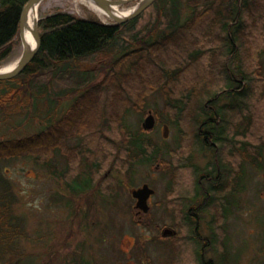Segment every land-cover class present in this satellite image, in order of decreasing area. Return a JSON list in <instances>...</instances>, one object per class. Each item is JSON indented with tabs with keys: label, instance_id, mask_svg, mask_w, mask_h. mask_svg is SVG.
<instances>
[{
	"label": "rangeland",
	"instance_id": "rangeland-1",
	"mask_svg": "<svg viewBox=\"0 0 264 264\" xmlns=\"http://www.w3.org/2000/svg\"><path fill=\"white\" fill-rule=\"evenodd\" d=\"M138 1L130 0L118 9L120 12L129 11ZM56 11L113 22L106 14L90 6L87 0H42L37 6V18ZM183 11L187 14L188 7ZM142 13L143 19L137 29L146 26V35L156 37L170 30L165 18L156 22L157 14L151 7ZM150 22L155 25L149 29ZM248 22L251 27V22ZM215 29L198 51L205 54L209 51L210 65H231L229 55L220 57L225 54L221 41L217 42L218 26ZM254 37L253 33L250 38H243V45L239 47L241 61L234 60L233 63L246 70L250 80L245 83L248 88L262 90L261 98L251 100L256 105V116L261 120L254 119L257 124L259 121L264 123V44ZM258 41L261 51L254 60ZM14 43L11 54L0 68L15 63L22 53L19 29ZM134 45L145 46L141 41ZM192 51L195 52V47L191 48ZM156 52L160 54L158 50ZM169 54L170 58L166 56ZM169 54L163 53L162 56L176 59L180 63L178 67L176 63L171 64L172 61L167 65L159 64L169 74L166 78L160 75L159 79L152 78L159 70L148 67L147 72L150 71L152 77L144 85L137 84V91L126 100L120 93L121 89L127 93L125 85L117 83L119 76H134L143 54L136 52L124 59L119 67L113 66L107 58L82 64L81 70L85 71L88 81L76 88L80 93L92 92L91 100L87 101L88 109L81 104L83 101L75 99V95L68 100L65 97L61 101L55 100L60 113L55 115L57 122L51 127L60 126L64 120H69V123L62 141H57V146H63L64 152L61 154L57 147L54 153L44 158L52 166L38 163L33 156L0 158L3 175L9 180L10 192L14 195L8 211H4L6 208L0 204V264H176V255H179L175 252L177 242L161 239L160 233L163 227L176 228L177 225L189 228L188 240L192 239V243L188 248L203 247L199 258L186 254V264H264V125H259L261 131L257 129L253 133L255 130L250 128L252 117L236 122L238 135H247V142L253 146L250 153L256 152L255 147L261 145V167L257 168L251 162V156H247L245 150L237 148V162L231 175L227 181L220 180L222 189L215 184L213 187L218 189L209 191L210 182L201 180V174L213 165L209 162L215 161V150L207 145L201 146L195 136L197 131L189 129L185 123L183 130L181 122L197 115L199 121L203 120L205 115L209 116L208 110L204 116L200 113L203 107L208 106L206 109H209L213 104L206 99L188 101L186 96L183 100L177 99L178 104L186 106L183 120L178 123L179 118L175 117L176 111L171 105L175 99L169 91L175 76L185 72L189 63L192 65L193 54L190 57L187 53L179 58L171 50ZM200 61L203 63L202 59ZM119 87L120 97L115 91ZM209 87L218 92L222 91L225 83L217 78L207 82L204 89ZM180 94L184 96V93ZM226 101L222 97L217 105ZM12 103L9 107L1 103L0 109L9 117L6 122L0 121V140L31 136L44 127L48 130L49 117L46 114L45 117L34 116L32 107L29 105L27 110L25 102ZM42 105L44 113H47L48 101ZM83 109L89 113L92 111V116L77 126L76 119L70 118L71 112ZM149 112L154 115L155 124L151 130H144L142 122ZM15 119L17 124H13ZM10 120L13 121L9 125ZM91 134L102 139L103 148L97 149L93 144L82 148V139L87 140ZM131 136L153 144L157 149L154 157L145 161L138 157L136 150L129 147ZM237 152H242V156ZM218 153L220 156L223 154L221 148ZM212 170L216 171L215 168ZM75 179L80 183L91 181L85 190L73 191L69 184ZM144 184L154 192L148 213L140 214L141 218H138L133 191ZM206 193L211 195L213 205H208L210 199L202 205L206 201L203 198ZM2 196L4 202L6 197L10 200L9 196ZM171 198L176 199L174 206L169 204ZM190 205L197 207L196 216L192 215L188 219L190 222L185 223L184 215ZM210 206H217L214 207L216 210Z\"/></svg>",
	"mask_w": 264,
	"mask_h": 264
},
{
	"label": "trees",
	"instance_id": "trees-1",
	"mask_svg": "<svg viewBox=\"0 0 264 264\" xmlns=\"http://www.w3.org/2000/svg\"><path fill=\"white\" fill-rule=\"evenodd\" d=\"M27 1L0 0V64L6 61L13 50L14 39L19 29V17ZM149 7L157 14L156 22L162 17L167 20V28L170 29L168 32H162L155 37L153 34L146 35V26L143 29H137L140 20L143 19V13L118 24L101 22L95 17H79L64 11H56L39 18L40 47L33 59L19 74L8 79H0V107H2L1 103L9 107L13 104L12 102L20 104L25 102L28 105L27 110L30 106L32 107L31 112L34 116L45 117L46 114L49 117L47 124L50 131L45 130L46 127H44L40 129V132L31 136L27 135L17 140H0L1 159L11 156H33L36 157L38 163L50 167L52 165L44 158L52 154L57 147L61 154L64 152L63 146L62 148L57 146V141H62L61 138H63V132L66 131L69 120L68 122L67 120L62 121L58 127L55 125L51 127L57 122L55 115L60 113L55 100L61 101L62 97L68 100L75 95V99L83 101L81 104L88 109L87 101L91 100L92 92L80 93L76 88L77 85L88 81L84 75L85 71L81 70L82 64L88 61L99 62L107 58L113 66L119 67L124 59L134 56L136 52L143 54L134 76H119L117 83L124 84L127 93L120 90V87L115 91L118 93L120 90L122 98L126 100L137 91V84L148 83L149 78L152 77L150 71L147 72L148 67H156L159 70L156 76L152 77L154 79L160 75L166 78L168 74V71L161 69L159 64L167 65V62L172 61L171 64L176 63L178 67L180 63L176 62V59H167L162 56L163 53L169 54L171 50L178 58L185 57L187 53L190 57L193 54L192 65L189 63L185 72L175 76V82L169 91L170 96L175 99L171 105L176 111L175 117L179 118L178 123L183 120L182 116L186 109L185 105L178 104L179 98L183 100L186 96L188 101L206 99L208 103L213 104V109L211 106L209 109H206L208 106L203 107L200 113L203 116L206 110L209 113V116L205 115L203 120L199 121L197 115L189 120H183L181 125L183 130H185L184 125L187 124L189 129L197 131L195 136L200 141H198L199 144H202L201 146L207 145L209 149L215 150V161L209 162L213 165L208 167V170L212 168L216 170L214 183L220 187L221 182L227 181L231 175L232 167L237 162V155H235L237 148L245 150L248 153L247 156H251V162L257 168L261 167L263 160L261 145L255 147L256 152L250 153L253 146L247 142L249 140L247 135L244 134V137L238 135L236 122L250 116L252 117V122L249 120L252 123L250 128L255 130L252 132L256 133L257 129L261 131L262 128L259 125L263 126L264 123L260 122L259 116H256V105L251 100L254 97L261 98L262 90L248 88L245 83L250 80L245 73L246 70L243 66L233 62L240 60L239 47L243 45V38H250L254 33L256 36L254 38L261 39L264 44V0H155ZM185 7H188V15L184 14L183 8ZM248 21L251 22V27ZM154 25L155 23L150 22L149 29ZM216 26H218L217 42L221 41L220 46L225 54L221 53L222 55L219 54V56L229 55L231 65L230 63L225 66L223 64V67L210 65L207 58L209 51L206 54L204 51H198V48H203V44L211 38L212 30L215 32ZM139 41L144 42L145 46L134 45ZM169 43H173L172 46ZM192 47H195V52H191ZM255 47L254 60H257L261 51L259 41ZM156 50L160 54H157ZM210 52L215 53V50ZM154 54L157 55L155 57L158 64ZM166 56L170 58V54ZM216 77L225 83L222 91H212L210 87L204 89L207 82L214 81ZM180 93H184V96ZM117 95L120 97L119 93ZM222 97L227 101L218 106L217 103ZM45 101L49 104L47 113L43 111L45 107L42 104ZM74 112L78 111L73 110L70 118L76 119L77 126L84 124L85 119L92 116V111L89 113L85 109L73 116ZM8 117L9 115L4 114V110L0 109V121L6 122ZM256 118L260 120L257 124L254 123ZM12 121L10 120L8 124H12ZM16 122L15 119L13 124H17ZM18 124H21V121H18ZM252 132L249 131V133ZM131 138L129 147L136 150L138 157L144 161L154 157L157 149L153 147V144L139 137L131 136ZM100 140L102 139L91 134L87 140L82 139L81 146L85 148L93 144L97 149L103 148L104 144ZM219 148L223 153L221 156L218 153ZM87 150L91 155L90 148ZM238 155L242 156V152ZM94 156L95 154L93 158ZM70 168L74 170L72 165ZM95 169L94 167V171ZM90 181L91 179H88L80 183L75 179L69 186L73 191H82L89 187ZM10 187L11 184L3 175L0 164V204L6 208H3L4 211L10 209L11 198L14 197L10 192ZM2 189L4 193L1 192ZM2 194L9 196L10 200L5 196L6 202H4Z\"/></svg>",
	"mask_w": 264,
	"mask_h": 264
},
{
	"label": "water",
	"instance_id": "water-1",
	"mask_svg": "<svg viewBox=\"0 0 264 264\" xmlns=\"http://www.w3.org/2000/svg\"><path fill=\"white\" fill-rule=\"evenodd\" d=\"M42 0H28L24 7L22 8L20 18H19V36L22 42V53L13 66L8 70H0V79H8L17 74H19L27 64L33 59L37 50L40 47V36L38 32V18L34 19V24L30 29L26 27L28 14L31 9L37 8L38 4ZM92 1L96 6L103 10L104 14H106L111 20L112 23H122L131 18L136 17L140 13H142L146 8H148L155 0H139L136 6L125 15H119L114 11V6L118 7L124 3H127L130 0H89ZM30 33V35L35 40V45L31 46L29 40L27 38L26 32ZM155 118L154 115L149 112L147 117L142 122V127L144 130H151L154 127ZM154 192L152 188H150L147 184H144L141 188L135 189L133 191V196L136 198V207L140 208L144 211L148 210V205L146 203L147 198ZM164 235L170 234V232H164Z\"/></svg>",
	"mask_w": 264,
	"mask_h": 264
},
{
	"label": "flooded vegetation",
	"instance_id": "flooded-vegetation-1",
	"mask_svg": "<svg viewBox=\"0 0 264 264\" xmlns=\"http://www.w3.org/2000/svg\"><path fill=\"white\" fill-rule=\"evenodd\" d=\"M201 175H202L201 180H207L208 182H210L209 191H212V192L213 191H216L215 190L216 188L213 187V186H215V183L212 184L214 182V176L216 175V173L213 170H210L209 169L206 173H202ZM152 195H153V193L147 198V201H146V203L148 205V210L147 211H144V210H142L140 208L138 209V208L135 207V209L137 210L136 213H135V215H137L138 218H141V215L140 214H144L145 215V214L148 213V211L150 209V206H151V204H150L151 201L150 200H151V196ZM203 198H205L206 201H203L202 205L206 204L209 199H210L211 202L208 205H213V199L211 198V195L210 194H207L206 193V196H204ZM134 199H135V206H136V198H134ZM175 200H176L175 198H171L169 200L170 206H174L175 205V203H176ZM214 207H217V206H212V207L210 206V208H213V209L216 210V208H214ZM196 209H197V207L194 206V205L188 206V208L186 209V213H185L186 215H184V221H185V223L186 222L187 223L190 222V220H188V219L191 218L192 215L193 216H196V211H197ZM222 211H223V208L221 210V213H222ZM181 226L179 227V225H177L176 228L175 227H168V226L167 227H163L161 229V233H160V236H161L160 238L161 239L174 240L175 242H177L176 243L177 244V249L175 250V252L177 254H179V255H176V259L178 258L176 264H186L188 262V258L187 257H186V259H184V258L187 255L189 256L190 254L193 257L199 258V255L198 254H200V249L203 248V247H199V245H196V247L193 250L190 249V248H188L189 243H192V239L190 241L188 240V238H190L189 235H188L189 228H188V226H185V225H181ZM164 232H170V234L164 235L163 234ZM195 249H197V250H195ZM178 256L179 257L181 256V257L179 258ZM218 264H220V263H218Z\"/></svg>",
	"mask_w": 264,
	"mask_h": 264
},
{
	"label": "bare ground",
	"instance_id": "bare-ground-1",
	"mask_svg": "<svg viewBox=\"0 0 264 264\" xmlns=\"http://www.w3.org/2000/svg\"><path fill=\"white\" fill-rule=\"evenodd\" d=\"M88 1V3L90 4V6H92L94 9H96V10H98V11H100V12H102V13H104L103 12V10L102 9H100L98 6H96V4H94L92 1H89V0H87ZM114 11L117 13V14H119V15H125V14H127V13H129L130 11H132V9L131 10H129V11H119V9H118V7H115L114 6ZM36 16H37V8H33V9H31L30 10V12H29V14H28V19H27V23H26V27L28 28V30L30 29V27H32L33 26V24H34V19L36 18ZM26 34L28 35L27 36V38H28V40H29V43H30V45L31 46H34L35 45V40H34V38L30 35V33H29V31L28 32H26ZM13 64L14 63H12V64H10V65H7V66H4V67H2V68H0V70H8V69H10L12 66H13Z\"/></svg>",
	"mask_w": 264,
	"mask_h": 264
}]
</instances>
